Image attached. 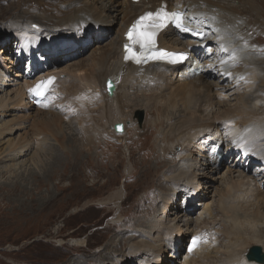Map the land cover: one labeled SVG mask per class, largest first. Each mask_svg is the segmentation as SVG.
<instances>
[{
    "label": "bare ground",
    "instance_id": "obj_1",
    "mask_svg": "<svg viewBox=\"0 0 264 264\" xmlns=\"http://www.w3.org/2000/svg\"><path fill=\"white\" fill-rule=\"evenodd\" d=\"M15 1L12 0V3L15 4ZM260 1L262 0H141L139 3H133L131 0H120L119 4L111 2L112 6L103 5L104 9L109 13L107 16L96 12V10L102 11V8H90L84 4L83 0H20L18 4L25 6L36 2L37 9L43 10L44 19L47 22L51 23V19L48 18L49 16L52 19L60 20V23L76 39L74 41H77L81 37L83 39L89 38L94 34L100 35L101 31L105 29L111 30V27L114 25L110 22L116 25L121 18L122 22L119 25L115 39L108 46H105V49L102 48L104 50L101 49V52L97 53V56H93L90 59L91 64L89 66H86L85 62L76 65L78 67L77 70L80 72L77 78L71 76L72 79H69L67 82L68 87L64 89V96L56 90L60 84L61 75L65 74L66 76L67 73L58 68L51 69L50 67H45L41 76L34 78L33 74L40 71L38 70V64L41 62V58H53V56H49V53L51 54L52 51L55 53L60 52V57H62L65 54L64 51L62 52L65 49V43L56 44L51 48L44 40L39 42L29 37H23L19 30L22 28V21L19 20L16 24H10L13 18L9 19L8 16L14 17L11 11L8 9L7 14L6 11L0 13V19L4 20L3 23H0L3 26L4 22L6 24V26L0 29L16 25L15 27H17L19 33L15 37L20 42L15 51L16 60L12 59V57H7L6 61L9 64L0 65V93L5 92L6 87H8L7 84L14 81L13 78L18 79L14 81V85L15 83L18 85L20 81H24L22 90L18 91L14 98L8 96V94L6 98H0L1 117L10 106L11 111L15 110L16 107L24 106L29 111L37 110L42 113L44 109L48 108L49 103L54 96H57L56 93H58L57 102L67 104L65 107H59L58 113L52 114L48 119L40 117L39 114L35 116L30 114L23 118L27 120L34 119L36 123L46 122V125L48 124L47 122H50V125L48 124L50 127L52 123L56 126L61 121V115L64 113L70 114L75 108L81 109L79 111L80 114L85 116L83 119L79 118V134L84 138L87 136L90 141H94L100 135L102 129L97 128L96 134L98 136H95V133L90 132L89 123H87V116L89 115L85 113V106L87 103H93V106H95V102L98 100V98H95V92H92L90 87L93 86V83H96L95 81H98L99 83L103 82L104 89L106 90V81L111 79L117 88L112 97H109L107 90L104 92L105 99L108 102L104 104L105 110L103 112L105 113L103 114L102 112L98 115V121L111 120L114 122V131V126L117 123L124 124L128 118V114L125 111L133 106L131 98L139 94L146 95L151 92L155 93L151 94L154 100L151 103L154 107L153 114L158 117L152 120L154 115L151 112V120L147 122L148 133L146 137L139 139L145 141L149 136L153 137L157 134V129L165 124L170 129L167 140H165L166 134L163 137V141L168 146L164 145L162 150L167 156H162V152H157L154 146H152L147 151L148 157L141 158L146 162L141 164V167L136 166L135 157H131L134 172L129 178L134 179L137 168L141 169L142 175L136 181L137 183L141 180V183L135 188V191H143L141 192L142 196L140 200L132 203V206H134L138 202L135 212H127L125 214L123 209L120 211L121 216H125V219L119 226L129 228L132 232L138 230L140 233V241H133L132 243L136 256H131L129 260L123 262L115 259L119 253L122 254L127 248L128 244L123 238L118 243H105L106 252L100 255L93 254V256L99 255L102 257L101 261L103 262L115 260V264H158L156 262L158 254L165 253L166 251L171 252V254L165 256V260H176L175 256L179 254L181 244L186 239L187 245H189L191 236H198L201 239V244L192 252H189L187 249L186 259H184L182 264H203L206 260V263L209 264H234V262L256 264L247 260V247L253 244L261 247L264 252V212L260 211L264 207V192L253 189V204L257 205V208H255L252 214H247L240 210V207H243L244 205L242 204L245 202L236 201L241 196H235L239 193L238 190H241L244 186H247V190L252 187L250 178L255 180L257 186H261V181L264 179V174L259 176L246 168V164H260L262 167L258 168V171H264V114H261L255 108L254 110L247 109L241 103L227 106L228 108L224 112H220V110L215 111V105L211 101L212 97L204 94L206 89H203L204 92L201 93L204 95L198 97L189 93L194 91L196 87H210V90L214 86H217L218 82L229 80L232 86L233 83L236 84L231 94L236 93L235 91H238L239 88H243L247 91V94L254 89V92L250 93L253 97L252 102L256 94L264 96L262 85L256 88L253 87L257 82L262 84L258 70L262 69L264 63L258 59V55L247 51L248 49L246 48L248 44L255 46L264 40L263 35H258L255 38V32L264 28V21L261 18L262 14L259 9V7L261 9L263 7L264 9V3ZM4 5L10 6L8 2H5ZM162 7L167 12H174L176 10L185 12L186 19L183 26L190 29V31L182 32L178 28L168 27L158 37L159 50L174 54L183 53L189 59L183 65L178 66L164 63L136 65L125 60L127 53L124 51V47L128 45L125 34L128 29L146 13L156 12ZM244 23H247L248 27H250L251 33L254 35L253 39H247L244 36ZM256 26L261 29H257ZM7 42L9 41L7 40ZM211 44L212 49H209L210 47L208 48V46H211ZM55 46L58 48L55 49ZM213 49L214 51L212 52ZM71 51L74 52L75 50L71 49ZM5 54L0 52V56ZM25 58L29 59L27 73L26 71H16L13 77L12 75L10 76L12 72L9 70L11 68L18 69L20 62L24 61ZM194 62H199V65L196 64L194 66ZM200 65H202L204 70L197 75L195 72L200 70ZM85 67H89V72L88 69L84 70ZM63 69L66 71V68ZM69 72L72 73V71ZM55 76L59 78L56 79ZM49 78L54 79L52 90L39 106H35L28 100L32 89L39 82L48 80ZM177 78H179L177 80L179 88L176 89L173 86V81ZM210 80L214 82H210ZM77 82L83 83L86 86L87 93H92V95H87L86 90L82 89L81 84L77 87ZM166 84H170L174 90L169 92L165 88ZM99 87L101 88L100 85ZM120 87L121 89L119 90ZM225 88H230V86L226 85ZM169 95L170 97L167 98ZM65 98L68 99L65 100ZM213 101L223 104L222 101L214 99ZM51 107L54 108V104L51 103L49 109H52ZM1 111L3 112L1 113ZM164 111L166 112L167 119L162 116ZM76 114L78 115V112ZM114 133L117 134L116 132ZM124 133L127 134L126 128ZM102 139L105 140L103 137ZM134 139H137L134 138V135L128 138L130 149L135 147ZM1 142L2 139H0ZM64 142L63 140L62 144ZM76 142L77 140L73 141L74 147ZM37 145L39 144L37 143ZM78 146L76 145L75 148L77 154L80 151ZM113 147L114 144L105 141L104 143H98L96 149L98 148L99 152L105 149L107 150L106 153H110ZM176 147L181 148L180 152L175 150ZM31 150L32 145L29 143L9 145L7 146V150L3 152L0 149V164L18 162L29 155ZM5 151L6 153L3 154ZM194 152L200 156V162H197L194 158ZM236 152H239L238 161H236L237 166L234 164L232 166L229 162ZM101 155L105 156L106 154L101 153ZM153 158H156L157 162L156 165L152 166ZM221 158L224 161H221V164H219ZM208 166H212L208 174L213 178L217 176L215 181L222 178L219 175H222L221 170L226 167L228 169L232 168L233 172L238 171V175H240L237 179L241 180L227 182V188L223 191V195L218 201L222 213L226 215L233 214L232 217H223L224 220L221 218L217 219L214 216V212H212L210 204L207 203L206 205L204 203L209 199L208 195L198 193L199 190L204 191L207 189L205 186L202 187L199 182L204 178L206 179L205 174L202 173ZM161 171H166L165 176H160ZM147 175H150V179L147 178ZM163 176L166 177V180H163ZM226 176L228 177L229 174ZM237 187L239 188L236 189ZM18 188L20 186H13V190ZM172 190L185 193V201L182 206L185 209L183 223L181 222L183 224L182 228L179 229V226L175 224L178 216L174 220H170L163 228L160 221L155 226L148 225L149 228H147V223L149 224L151 220L145 222L144 219L153 217L158 213L161 195L164 191L170 192ZM119 192L121 195L123 194L122 191ZM121 195L118 197L114 196L116 201L121 200ZM175 195L176 192L169 193L163 199L162 210H168L170 202L175 199ZM198 207H200L199 209H203L198 211ZM216 212L219 211L217 210ZM209 221L211 222L209 223ZM203 226L204 228H201ZM209 226L223 227V234L216 235L214 239V234L212 232L209 233V230H212L208 229ZM192 227H196L198 231H191ZM175 228L177 232L174 231ZM147 229L151 231L148 233V238L142 234L146 233ZM101 230L107 231L106 233H117L114 226H109L107 230ZM152 232H159V240L157 238L152 240ZM166 235L169 238L166 239ZM144 238L145 240H143ZM160 241L165 242V244L163 246L157 245ZM214 244L215 247H212ZM219 247L223 248L222 253L218 250ZM194 255L196 256L193 257ZM216 256L218 259L214 258ZM211 258L214 260L213 263L210 261ZM165 260L163 259L161 262ZM69 264L76 263L72 262Z\"/></svg>",
    "mask_w": 264,
    "mask_h": 264
},
{
    "label": "rangeland",
    "instance_id": "obj_2",
    "mask_svg": "<svg viewBox=\"0 0 264 264\" xmlns=\"http://www.w3.org/2000/svg\"><path fill=\"white\" fill-rule=\"evenodd\" d=\"M119 1L120 0H83L84 4L90 8H102L104 12L99 10H96V12L107 16L109 13L104 9L103 5L112 6L111 2L119 4ZM262 1L264 3V0ZM5 2H8L10 6L4 5ZM19 2L20 0H16L15 4H13L12 0L1 1L0 13L6 11L7 14L8 9L11 11L14 17L8 16L9 19L13 18L10 24H16L19 20L22 21V28L19 30L23 37H29L39 42L44 40L51 48L56 44L65 43L66 45L65 49L62 50V52L64 51L65 53L62 57H60V52L55 53L52 51L51 54L49 53V56L51 55L53 58H41V62L38 64V70L40 71L37 73L34 72L33 74L34 78L41 76L43 68L45 67H50L51 69L58 68L67 73L66 76L65 74L61 75L60 84L56 90L62 93V96L65 95L64 89L68 87L67 82L69 79H72L71 76L75 78L78 77L80 71L77 70L78 67H76V65L85 62V65L89 66L91 64L90 59H92L93 56H97V53L99 54L102 48L105 49V46H108L115 39L119 25L122 22L120 18L116 25L110 22L114 25L111 27V30L105 29L106 31H101L102 33L100 32V35L94 34L89 38L82 39L81 37L77 41H74L76 39H74L70 31H67L64 25L60 23V20H56L55 18L52 19L51 16H49L48 18L51 19V23H49L44 19L45 15L43 10L37 9L36 2L32 4L29 3L26 6L18 4ZM259 9L262 14L261 18L264 21V9L263 7L262 9L259 7ZM3 21L4 20L0 19L1 23H3ZM1 23L0 28L6 26L5 22L4 26ZM34 25L35 27H33ZM15 26L16 25H12L11 27L7 26L6 28L0 29V52L6 53L0 56V65H7V57H12V59L14 58V60H16L15 51L20 42H18V39L15 37V35L19 33ZM243 26L244 36H246L247 39H253L254 35L251 33L247 23H244ZM256 28L261 29L258 28V26H256ZM255 33V38H257L258 35L264 36V28L263 30H257ZM7 40L9 42H7ZM56 48L58 47L55 46V49ZM208 48L212 49V44L208 46ZM246 48L248 49L247 51L254 52L258 55V59L264 63V40L255 46L248 44ZM71 49L75 51L73 52ZM213 51L214 49L212 52ZM28 61L29 59L25 58L24 61L20 62L18 69L11 68L9 70L12 72L10 76L12 75L13 77L16 71H26L27 73ZM193 64L196 66V64L199 65V62H194ZM63 68H66L68 72L72 71V73L66 72ZM85 69H88L89 72V67H85L84 70ZM200 70H204L202 65H200ZM260 70H258V74H260L262 84L259 82L256 84L254 83V88L259 85H262L261 87L264 88V66ZM55 78L58 79L59 77L55 76ZM13 79L14 81L18 80L15 78ZM178 79L179 78L176 80L174 79L173 81V86L176 87V89L179 88ZM14 81L7 84L8 87H6L5 92L3 91L0 93V98H6L7 94L14 98L15 94L22 90L24 81H20L18 85H16V83L14 85ZM95 82L96 83H93V86L90 88L92 92H95V98H98V100L95 102V106H93V103H87L85 106V113L89 115L87 116V123H89L90 132L96 134L97 128H101L102 131L99 136L98 134L95 135L98 137L95 138L94 141L91 140L92 142L87 136L84 138L79 134V118L83 119L85 116L80 114L79 111L81 109L75 108L71 111V109L68 108L71 111L70 114L64 113L61 115L62 119L56 126L52 123L49 127L50 122H47L49 125H46V122L36 123L34 119H24L30 114L33 116L39 114L40 117L42 116V118L48 119L52 114L58 113L57 110L59 107L67 106L64 102H57L58 93H56L57 96H54L48 108L44 109L42 113L37 110L29 111L25 109L24 106L16 107L15 110L11 111L10 106L4 111L2 117L0 115V139H2L0 149H2V152L7 150V146L12 144L29 143L32 145L31 153L20 161L0 164V264H69L72 262L76 264H115V260L111 262L101 261L102 257L99 255L106 252L105 243H118L121 238H123L128 245L124 252L122 254L119 253L115 259L123 262L129 260L131 256H136L132 243L133 241H140V233L138 230L133 231L135 232L133 233L129 228L119 226L125 219V216H121L120 211L123 209L125 214L127 212H135L138 202L135 203L134 206H132V203L136 200H140L142 196L141 192L143 191H135V188L141 183V180L136 183L142 175L141 169L137 168L134 179L129 178L134 172L131 157H135L137 162L136 166L141 167V164L146 163L141 158L148 157L147 151L150 150L152 146H154L157 152H162V156H167L162 150L164 145L166 147L168 146V144L163 141V137L166 134L165 140H167L170 129L167 127V124H165L157 129V134L153 137L149 136L145 141L139 139L146 137L148 133L147 122L151 120V112L152 114L154 113V107L151 105L154 100L151 94L155 93L149 92L146 95L139 94L131 98L133 106L125 111V113L128 114V120L126 119L124 123L127 134L124 133L123 135L119 134V136H117L118 134L114 133L115 130L113 131L114 122L111 120H97L98 115L105 110L104 104H106L108 100L105 99L104 92H106V90L104 89L103 82ZM210 82L214 81L210 80ZM229 82V80L218 82L219 84L210 90V87H196L194 91L189 93L197 97L204 94L212 97L211 101L215 105V111L220 110V112H224V110L228 108L227 106H234L241 103L247 109L254 110L255 108L261 114H264V96L256 94L252 102L253 97L250 93H253L254 89L247 94L245 89L239 88L238 91H235L236 93L231 94L236 84L233 83L232 86V83ZM76 84L77 87L81 84L82 89L86 90V86H84L83 83L77 82ZM226 85L230 86V88H225ZM165 88H167L169 92L174 90L170 84H166ZM120 89L121 87L119 90ZM203 89H206V92H204ZM202 92H204V94H201ZM227 92L230 96H228ZM87 95H92V93H87ZM169 97L170 95L167 96V98ZM67 99L68 98H65V100ZM213 99L222 101L223 104L215 103ZM51 103L54 104V108H52V106V109H49ZM149 106H151L150 109ZM2 112L3 111H1V113ZM77 112L78 115L76 114ZM104 113L105 112H103V114ZM162 116L167 119L165 111L162 113ZM155 117L158 116L154 115L152 120H154ZM7 131L8 133L6 134ZM133 135L134 138L137 139L133 140L135 147L130 149L128 138ZM100 136L105 138V140ZM63 140L65 141L64 144H62ZM75 140H77V144L75 143L74 147L73 141ZM105 141L114 144L110 153H106L107 150L105 149H100L101 152H99L98 148L96 149L98 143H104ZM37 143L39 145H37ZM76 145H79L78 149L81 151H79L78 154L77 150H75ZM175 150L180 152L181 148L176 147ZM5 153L6 151L3 154ZM101 153H105L106 155H101ZM238 155L239 152H236L232 156L229 162L230 165L233 166L234 164L237 166L236 161H238ZM194 158L197 162H200V156H198L196 152H194ZM156 162V158H153L152 166L156 165ZM261 167L260 164H246L247 169H250L254 174L259 176L264 174V171H258V168ZM211 169L212 166H208L202 173L205 174L206 179L200 180L199 183L202 187L205 186L207 189L204 191L199 190L198 193L201 195H208L209 199L204 203H206V205L207 203L210 204L212 212H214V216H216L217 219L221 218L224 220L223 217H232L233 214L226 215L222 213L218 201L223 195V191L227 188V182L231 180H241L237 179L240 175H238V171L233 172L232 168L228 169L226 167L221 170L222 175H219V177L222 178L215 181L217 176L213 178L208 174ZM165 173L166 171H161L160 176ZM228 174L229 176L227 177L226 175ZM224 175L225 177H223ZM164 176L163 180H166ZM147 178L150 179V175H147ZM250 179V181H252V187L247 190V186H244L241 190H238L239 193L235 195L241 196V198L236 201L245 202L242 204L244 206L240 207V210L247 214H252L255 208H257V205L253 204V189L264 192V179L261 181V186H257L253 178ZM14 185L20 186V188L13 190ZM238 188L239 187L236 189ZM119 191L123 192V196ZM173 192H176L174 201L170 202L168 210H162L164 204L163 199L169 193ZM119 195H121L122 198L120 201H116L114 196L118 197ZM184 195L185 193H180L175 190L170 192L164 191L161 195L158 213L153 217L144 219L145 222L151 220L149 224L147 223V228H149L150 225L155 226L159 221L163 228L170 220H174L177 216L178 219L175 224L179 226V229L182 228L185 212V209L182 207L185 201ZM199 208L200 207L197 208L198 211L203 209ZM217 210L219 212H216ZM260 211L264 212V207H262ZM127 215L129 216V214ZM210 222L211 221H209V223ZM109 226H114L117 233H106L107 231L104 232L101 230H107ZM215 227H208V229H212L209 230V233L212 232L214 234V239L216 235L223 234L222 232L224 230L223 227ZM201 228H204V226ZM174 231L177 232V229L175 228ZM191 231L197 232L198 229L192 227ZM149 232L151 231L147 229V232L142 234L148 238ZM158 233L159 232L153 233L152 240L155 238L159 240ZM192 237L193 236H191V238ZM165 238L167 239L169 237L166 235ZM143 240H145V238ZM164 244L165 242L163 241L157 243L159 246H163ZM213 246L215 247V244L212 245V247ZM254 246L256 245L250 244L246 252ZM180 247L181 250L179 254L175 256L176 260H165V256L171 254V252L166 251L165 253L158 254L159 256L156 258V262H158V264H182L187 255L188 245L186 239ZM218 250H220L221 253L223 252V248L221 247H219ZM132 253L133 255H131ZM93 254L99 255L93 256ZM195 256L196 255L193 257ZM212 256L214 255L212 254ZM214 258H217V256ZM163 259L165 261L161 262ZM206 261H204L203 264H209L206 263ZM210 261L213 263V258H211ZM234 264L242 263L234 262Z\"/></svg>",
    "mask_w": 264,
    "mask_h": 264
},
{
    "label": "snow or ice",
    "instance_id": "obj_3",
    "mask_svg": "<svg viewBox=\"0 0 264 264\" xmlns=\"http://www.w3.org/2000/svg\"><path fill=\"white\" fill-rule=\"evenodd\" d=\"M169 21L174 23L175 27L182 32L190 31V29L183 26L182 13L167 12L164 7L156 12L146 13L144 16L140 17L127 33V37L132 44H139L140 52L136 53L130 45H125L126 52L129 53V55L125 56V60L133 59L137 64L146 63L149 59H167L169 63H176L183 60L185 58L183 54L177 55L163 50L155 51L156 36L160 29L167 26ZM33 27H35V25ZM51 83L52 78H49L47 81H41L32 91L36 92L37 95H43L47 85ZM196 244L197 241L194 239L188 251L192 252Z\"/></svg>",
    "mask_w": 264,
    "mask_h": 264
},
{
    "label": "water",
    "instance_id": "obj_4",
    "mask_svg": "<svg viewBox=\"0 0 264 264\" xmlns=\"http://www.w3.org/2000/svg\"><path fill=\"white\" fill-rule=\"evenodd\" d=\"M106 90H107L109 97H112L114 95V92L116 90V85L111 79H108L106 81ZM114 130L116 131V133L121 134L124 132V127L122 124H117L114 126ZM246 258L249 262H255L257 264H264V252L262 251V248L259 246L252 247L248 251Z\"/></svg>",
    "mask_w": 264,
    "mask_h": 264
}]
</instances>
